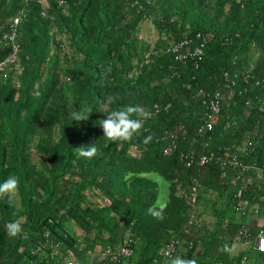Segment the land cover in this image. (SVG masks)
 <instances>
[{
  "label": "trees",
  "instance_id": "obj_1",
  "mask_svg": "<svg viewBox=\"0 0 264 264\" xmlns=\"http://www.w3.org/2000/svg\"><path fill=\"white\" fill-rule=\"evenodd\" d=\"M15 16L17 61L0 73V182L15 175L19 191L0 199V264H166L173 239V256L197 264H264L254 247L264 230V0H0V61ZM146 23L154 42L141 38ZM198 34L203 55L176 60L172 45ZM215 94L217 116L203 103ZM129 104L149 113L140 135L107 141L100 120ZM85 106L89 119L73 121ZM94 143V159L77 157ZM232 157L238 165L223 167ZM12 221L23 228L14 238Z\"/></svg>",
  "mask_w": 264,
  "mask_h": 264
},
{
  "label": "clouds",
  "instance_id": "obj_2",
  "mask_svg": "<svg viewBox=\"0 0 264 264\" xmlns=\"http://www.w3.org/2000/svg\"><path fill=\"white\" fill-rule=\"evenodd\" d=\"M115 97H109L106 101H97L98 104H112ZM92 109L88 106L81 108L79 111L73 110L71 117L73 121L81 122L87 121ZM149 113L141 105H125L121 108L111 111L105 119L100 120V128L103 131V137L110 142H131L135 137L139 136L144 126V121ZM152 140L149 135L144 138V143L147 144ZM98 148L96 144L89 146H80L76 148L78 158L85 161H91L98 155ZM162 179V178H161ZM19 191V178L15 175L8 176L3 182H0V199L8 197L11 198ZM150 214L159 218L162 209L159 205L155 209H149ZM23 228L20 222L12 221L7 224L6 232L10 237H16L22 233ZM260 251L264 252V241H258ZM224 252H231L228 245H224L221 249ZM159 264V262H157ZM166 264H197L194 258H185L182 256H172L171 252L168 254Z\"/></svg>",
  "mask_w": 264,
  "mask_h": 264
},
{
  "label": "built area",
  "instance_id": "obj_3",
  "mask_svg": "<svg viewBox=\"0 0 264 264\" xmlns=\"http://www.w3.org/2000/svg\"><path fill=\"white\" fill-rule=\"evenodd\" d=\"M22 11V10H21ZM24 12V11H22ZM21 18L20 16H15L12 20V23L10 25V31H8L4 35V40L7 42V44L10 46V52L9 54L2 60L0 61V73H2L10 64L13 62L17 61V51H18V41H17V27L18 24L20 23ZM200 35H196L193 38H185L179 42H176V44L172 45L171 52L172 54L175 55L176 60H184L187 59L188 57L191 58H200L203 55V51L205 48V40H200ZM225 76H228L225 74ZM220 95L215 94L214 96L207 95L203 103L207 109V113L209 115L217 116L220 111ZM168 107V106H167ZM212 128V122L206 121L204 126H201L200 129H198V134L204 133L206 130H210ZM165 154H170L171 153V148H167L164 151ZM211 159L210 155H203L200 160L199 164L201 166L206 165ZM223 167H229L230 165L237 166L238 161L236 157H232L228 160L221 161ZM195 198L194 196L192 197V202H194ZM258 241H264V230H261L260 233L258 234L257 238L255 239L254 242V247L257 251H260ZM131 243L132 241L130 239L126 240V243L123 247L118 249V256L122 257L124 259L130 258L133 254L132 248H131ZM177 241L176 239L171 240L164 248L163 250V255L164 257L168 258L169 252H171L172 256L176 252V245ZM264 253V252H263ZM107 254H115L110 248H107ZM116 254V255H117ZM66 264H81L75 261H69Z\"/></svg>",
  "mask_w": 264,
  "mask_h": 264
},
{
  "label": "rangeland",
  "instance_id": "obj_4",
  "mask_svg": "<svg viewBox=\"0 0 264 264\" xmlns=\"http://www.w3.org/2000/svg\"><path fill=\"white\" fill-rule=\"evenodd\" d=\"M141 38H144L150 42H154L155 39H157V32L154 29V27L150 23H146L142 30H141ZM168 201V191H167V186L163 183L160 184V192H159V197L157 199V205L161 209L165 207ZM100 258V254L98 252L92 254L90 257V261L94 262L95 260H98Z\"/></svg>",
  "mask_w": 264,
  "mask_h": 264
}]
</instances>
